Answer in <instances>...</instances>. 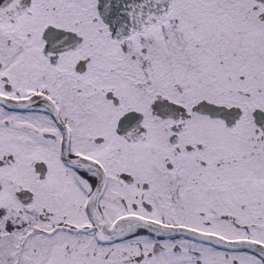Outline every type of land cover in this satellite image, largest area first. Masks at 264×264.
Returning a JSON list of instances; mask_svg holds the SVG:
<instances>
[{"label": "snow or ice", "instance_id": "snow-or-ice-1", "mask_svg": "<svg viewBox=\"0 0 264 264\" xmlns=\"http://www.w3.org/2000/svg\"><path fill=\"white\" fill-rule=\"evenodd\" d=\"M0 264H264V0H0Z\"/></svg>", "mask_w": 264, "mask_h": 264}]
</instances>
